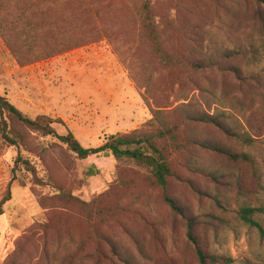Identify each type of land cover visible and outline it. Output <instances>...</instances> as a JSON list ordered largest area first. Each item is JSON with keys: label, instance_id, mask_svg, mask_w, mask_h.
<instances>
[{"label": "rangeland", "instance_id": "374dc122", "mask_svg": "<svg viewBox=\"0 0 264 264\" xmlns=\"http://www.w3.org/2000/svg\"><path fill=\"white\" fill-rule=\"evenodd\" d=\"M141 1L0 0V94L85 147L180 124L165 145L169 193L185 214L145 168L79 159L56 136L21 127L20 150L43 182L13 171L19 150L0 133V264H200L198 246L216 264H264V241L238 215L264 206V4L148 0L162 45L183 62L167 66L144 38ZM201 112L223 128L191 119Z\"/></svg>", "mask_w": 264, "mask_h": 264}, {"label": "trees", "instance_id": "16d2710c", "mask_svg": "<svg viewBox=\"0 0 264 264\" xmlns=\"http://www.w3.org/2000/svg\"><path fill=\"white\" fill-rule=\"evenodd\" d=\"M264 4V0H257ZM140 21L144 38L149 43L152 51L158 54L167 66H180L183 62L173 59L172 55L162 45L159 36L158 25L155 22L153 10L148 0L140 2ZM194 121L212 124L223 128L224 124L215 113L201 112L197 117L191 118ZM53 119L47 115L30 117L16 107L6 96L0 94V133L1 138L9 146L18 148V155L13 171L18 168L25 170L31 177L32 182L42 183V177L38 176L35 166L30 160L22 155L20 146L24 142V134L21 127L32 131L42 132L45 135L56 136L67 148L79 159L91 156H113L118 161H131L139 167L145 168L151 175V182L160 187L164 200L177 213L182 215L185 211L181 205L170 195V179L175 176L174 163L167 150L165 142L175 138L177 131L181 127L175 124L171 127H162L157 130L136 129L131 132L117 133L110 135L101 145L95 147H85L72 132L58 134ZM248 139V137H247ZM246 140V139H244ZM198 144L204 148L217 152L231 159L232 161H243L253 163L254 158L245 152H235L221 144L213 141H200ZM10 189L7 196L2 199L4 204L10 198ZM239 218L247 225L256 228L260 238L264 241V225L257 216L264 215V206L243 205L238 210ZM194 220L188 219V236L193 241ZM200 264H216L221 259L216 254L208 257L199 246L197 249ZM208 259H210L208 263ZM225 259H230L226 257Z\"/></svg>", "mask_w": 264, "mask_h": 264}]
</instances>
